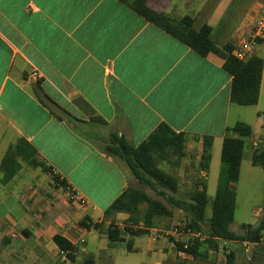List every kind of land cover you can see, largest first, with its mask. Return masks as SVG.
<instances>
[{"label": "crops", "instance_id": "crops-1", "mask_svg": "<svg viewBox=\"0 0 264 264\" xmlns=\"http://www.w3.org/2000/svg\"><path fill=\"white\" fill-rule=\"evenodd\" d=\"M147 2L172 18L190 17L196 30L212 27L217 46L232 48L250 35L264 9V0ZM262 48L264 40L253 55L264 60ZM223 63L213 53L196 54L118 0H0V164L9 146L23 139L47 170L22 164L7 184L0 172V264H70L55 236L76 249L77 264H109L116 246L127 250L104 233L111 223L126 225L127 215L104 221V212L135 184L127 165L107 150L112 136L137 147L164 124L184 135L183 158L195 159V165L202 139L211 138L208 172H196L207 192L226 129L244 122L252 135L245 140L240 174L244 157L253 167V152L264 148V118L258 116L264 113V70L251 123L230 102L231 76ZM33 72L36 82L29 80ZM37 87L68 115L58 111L55 117L39 101ZM164 172L183 178L186 192L191 190V171ZM53 176L70 187L74 200ZM262 212L256 213L259 220ZM156 232L148 231L145 245L156 254L153 264H175L185 256L176 251L174 235L161 238ZM121 237L136 251L133 237Z\"/></svg>", "mask_w": 264, "mask_h": 264}, {"label": "trees", "instance_id": "trees-1", "mask_svg": "<svg viewBox=\"0 0 264 264\" xmlns=\"http://www.w3.org/2000/svg\"><path fill=\"white\" fill-rule=\"evenodd\" d=\"M118 1L196 54L204 57L213 53L221 57L224 60V71L231 76V104L240 107L257 104L264 60L255 55L244 62L235 59L231 54L232 46H217L212 27L203 25L196 30L193 20L188 16L180 19L172 18L150 7L148 0ZM36 94L39 101L47 106L55 117L59 118L58 111L63 115H68L48 99L39 87L36 88ZM258 116L264 118V113H259ZM251 135V127L244 122H236L226 129L220 153L216 191L213 197L208 196L205 180L200 178L194 181L190 191L178 197V178L167 174L158 166L159 161L169 162L172 157H177L179 160L183 157L184 135L175 134L162 124L137 147L131 146L122 137L112 136L107 150L127 165L137 186L129 187L104 212V221L110 220L116 214L127 215L124 227L120 228L111 223L106 228L104 233L107 239L111 242L126 244L127 250L131 252V243L121 236L147 235L150 229L159 226L160 220L171 219L172 208H175L184 213L186 230L203 234L202 227H206L203 240L189 238L185 243H175L178 253L192 260H198L205 259L209 252L217 253L219 242L248 243L254 245L252 261H264V243H262L264 242V212L255 226L243 224L242 234H235L230 230L237 197L231 185L239 181L245 140ZM202 144V153L195 168L197 173H207L211 161L212 139L204 137ZM35 155V150L23 139L10 145L0 164L1 182L3 184L10 182L22 168V164L47 171L35 160ZM251 165L264 170V148L253 152ZM53 181L65 190L68 188L66 183L56 176H53ZM145 189L154 192L163 201L150 197ZM207 211H210L209 217H207ZM93 226L96 230L102 229V224ZM53 241L61 252L66 254L70 264H77L75 262L76 249L67 240L61 236H55ZM81 264L95 263L85 260ZM175 264L192 263L183 259ZM226 264H234L232 251L226 255Z\"/></svg>", "mask_w": 264, "mask_h": 264}, {"label": "rangeland", "instance_id": "rangeland-1", "mask_svg": "<svg viewBox=\"0 0 264 264\" xmlns=\"http://www.w3.org/2000/svg\"><path fill=\"white\" fill-rule=\"evenodd\" d=\"M259 56H264V48H262ZM239 109L246 111L243 120L251 123L255 122V106L239 107ZM246 153L247 148L245 147L244 155ZM182 158L179 160L177 157H172L169 162L159 161L158 166L163 171H167L172 174L191 171L193 173L194 183L195 179H197L195 159L192 161L189 157ZM191 161L193 163L192 167L189 166ZM218 168L219 161L217 160L211 167L209 186L207 190L209 197H213L215 194L214 180L216 175H214V171L216 170L217 172ZM182 179L183 178L179 180V184L182 186V191L180 194L178 193V197H182L184 195L186 192L185 188L188 185L184 182V179ZM134 186H137L136 181ZM145 191L150 197L163 201L162 198L156 196L154 192L148 189H145ZM235 192L237 196L236 207L230 230L235 234H242L243 231L241 226L243 224L255 226L259 222V217L256 215L258 209H264V170L259 167L249 166L246 157H244L243 160L239 181L235 184ZM172 212L173 216L171 219H162L159 221V226L155 228L157 232L154 235L156 237L163 235L161 238H168L165 233L176 228L178 229V232H180L179 235H174L177 239L176 242L185 243L189 238H193L185 232L186 230H183V227H185V215L182 211L175 208H172ZM209 216L210 211H207V217ZM139 226H141V224ZM205 231L206 227H202L203 234ZM203 234L201 235L205 237ZM147 241V235L133 237L132 248L136 251L131 253L127 252L123 246H116L112 250L109 264H153L156 254L155 252H151V254L146 252L145 245ZM160 241L162 243L166 242L164 239H161ZM219 248L220 250L217 253L212 252L208 254L205 259L192 260L190 257L184 256L181 257V260L185 259L192 264H226V255L232 251L234 253V264H264V261L253 262L252 248H250L249 251H246V247L243 244L227 243L224 245L223 242H219ZM171 261H173V259H171Z\"/></svg>", "mask_w": 264, "mask_h": 264}, {"label": "built area", "instance_id": "built-area-1", "mask_svg": "<svg viewBox=\"0 0 264 264\" xmlns=\"http://www.w3.org/2000/svg\"><path fill=\"white\" fill-rule=\"evenodd\" d=\"M260 40H264V9H262L254 22V25L252 27L251 33L250 35L244 39L239 41L235 47H233L232 50V56L239 60V61H247L249 58H251L253 56V51L255 46L257 45L258 41ZM39 79V75L37 72H33L29 75V80L32 82H36ZM254 147H256V143L253 144ZM67 194L69 195V198L71 200H74L76 195L75 193H73L70 189V187H68L66 189ZM78 203L80 205H84L85 201L78 199ZM183 230H186L185 227H183ZM188 235H191L193 238L199 239V240H203L205 237H203L201 235V233H193L189 230L185 231ZM166 234L169 235H179L180 232H178V229H173L172 231L166 232ZM246 247V251H249L250 248H252V254H253V249H254V245L253 244H248V243H244L243 244ZM63 253V252H62ZM63 255H66L65 253H63Z\"/></svg>", "mask_w": 264, "mask_h": 264}]
</instances>
